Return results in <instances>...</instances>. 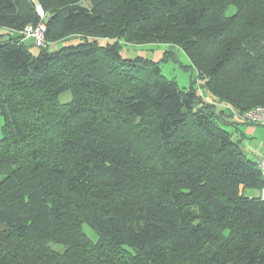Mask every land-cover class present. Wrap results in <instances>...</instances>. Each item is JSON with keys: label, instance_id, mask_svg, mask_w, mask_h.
Segmentation results:
<instances>
[{"label": "trees", "instance_id": "1", "mask_svg": "<svg viewBox=\"0 0 264 264\" xmlns=\"http://www.w3.org/2000/svg\"><path fill=\"white\" fill-rule=\"evenodd\" d=\"M124 42L180 48L205 93ZM258 105L264 0H0V264H264L259 160L222 125Z\"/></svg>", "mask_w": 264, "mask_h": 264}, {"label": "rangeland", "instance_id": "2", "mask_svg": "<svg viewBox=\"0 0 264 264\" xmlns=\"http://www.w3.org/2000/svg\"><path fill=\"white\" fill-rule=\"evenodd\" d=\"M236 8L232 6L228 10V14L235 12ZM26 39L28 37H25ZM26 44L29 49L38 53L40 47L35 44L32 37L26 40ZM63 44V43H62ZM57 44H52L51 47L55 48ZM60 46V44L58 45ZM121 54L124 57H136L142 56L151 60L158 61L162 68V73L170 80L176 81L181 88L189 89L192 84L198 92L204 91L205 88L199 84L197 80V70L192 66L187 54L180 48L168 45V44H137L133 42H124L121 48ZM70 99V93L67 92L62 95V100L67 101ZM225 122H222L224 128L233 134L235 139H242L241 147L245 150L248 156L254 160H257L260 153L264 149V126L256 124H247L256 128L254 135H245L247 126L243 124H237L234 122L232 116L228 115ZM3 123V117L0 115V139L3 137L1 131V125ZM243 133H245L243 135ZM244 194L250 197H257L263 194V190L253 187L244 188ZM84 230L93 239H97L96 232L88 225L84 224Z\"/></svg>", "mask_w": 264, "mask_h": 264}, {"label": "built area", "instance_id": "3", "mask_svg": "<svg viewBox=\"0 0 264 264\" xmlns=\"http://www.w3.org/2000/svg\"><path fill=\"white\" fill-rule=\"evenodd\" d=\"M37 11L42 18L45 17V12L40 5L37 6ZM45 31H46V25L43 21H41V23L36 27L28 25L23 30L22 33L26 37H32L36 45L45 46L46 45ZM233 112H234L236 119L241 122L264 126V105H258V106H255L251 109L244 110V111H238V110L233 109ZM258 166H259L261 175L264 179V153L261 155L259 159ZM262 190H263V194L261 196L264 198V189Z\"/></svg>", "mask_w": 264, "mask_h": 264}, {"label": "crops", "instance_id": "4", "mask_svg": "<svg viewBox=\"0 0 264 264\" xmlns=\"http://www.w3.org/2000/svg\"><path fill=\"white\" fill-rule=\"evenodd\" d=\"M28 39V38H27ZM27 39H25V40H27ZM243 125H245V126H247V130L245 131V135H254L255 133H256V128L257 127H254V126H251V125H247V124H243ZM264 153V149H263V151L260 153V155H259V157H258V159L257 160H259V158L261 157V155Z\"/></svg>", "mask_w": 264, "mask_h": 264}]
</instances>
